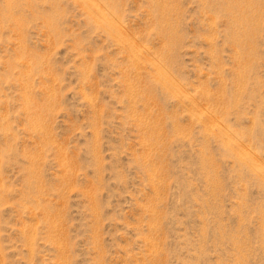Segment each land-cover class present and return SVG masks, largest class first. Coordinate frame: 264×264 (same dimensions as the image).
Wrapping results in <instances>:
<instances>
[{
  "label": "rangeland",
  "instance_id": "obj_1",
  "mask_svg": "<svg viewBox=\"0 0 264 264\" xmlns=\"http://www.w3.org/2000/svg\"><path fill=\"white\" fill-rule=\"evenodd\" d=\"M0 264H264V0H0Z\"/></svg>",
  "mask_w": 264,
  "mask_h": 264
},
{
  "label": "bare ground",
  "instance_id": "obj_2",
  "mask_svg": "<svg viewBox=\"0 0 264 264\" xmlns=\"http://www.w3.org/2000/svg\"><path fill=\"white\" fill-rule=\"evenodd\" d=\"M89 1H90V0H89ZM155 2H156V1H155ZM84 3H85V2H84ZM86 3H87V2H86ZM86 3H85V5H86ZM88 3H89V2H88ZM89 4H91V2H90ZM92 4H93L94 7L96 6V4H94L93 1H92ZM92 4H91V5H92ZM86 6H88V5H86ZM94 7H93L92 9H95V8H96V7H95V8H94ZM87 8L90 9L89 6H88ZM97 8H98L97 10H99V6H97ZM92 9H91V10H92ZM243 9H244V8H243ZM101 10H102V9H101ZM86 11H87V10H86ZM86 11H85V12H86ZM95 11H96V10H95ZM95 11H94V13H95ZM102 11H103V10H102ZM163 11H164V10H163ZM88 12H89V11H88ZM97 12H98V11H97ZM99 12H100V11H99ZM99 12H98V13H99ZM86 13H87V12H86ZM87 14H88V13H87ZM96 14H97V13H96ZM101 14H102V13H101ZM101 16H102V15H101ZM103 17H104V16H103ZM105 17H106V16H105ZM106 19H107V17H106ZM159 19H160V18H159ZM163 19L165 20V18H163ZM92 20H94V19H92ZM103 20H104V19H103ZM94 21H95V20H94ZM107 21H108V20H107ZM96 22H97V21H96ZM162 22H163V21H162ZM235 22H236V21H235ZM239 22H240V21H239ZM109 28H113V24H111V25L109 26ZM165 28H166V27H165ZM116 29H117V28H116ZM119 30H120V29H119ZM168 30H169V29H168ZM113 31H114V30H113ZM109 32H110V31H109ZM115 32H117V31H115ZM120 32H121V31H119L118 33H120ZM166 32H167V31H166ZM169 32H170V31H169ZM120 35L124 36L122 33H120ZM111 36H113V35H111ZM115 36H116V35H115ZM115 36H114V37H115ZM167 36H168V35H167ZM175 36H176V35H175ZM116 37H120V36H116ZM120 38L122 39V37H120ZM113 39H114V38H113ZM121 39H119V41H120ZM126 39H127V38H126ZM123 40H124V39H123ZM123 40H122V42H123ZM115 41H116V40H115ZM125 41H126V40H125ZM172 41H173V40H172ZM126 42H127V41H126ZM127 43H128V42H127ZM128 45H129V44H128ZM133 46H134V45H133ZM130 47H131V45L129 46V48H130ZM132 48L135 49L134 47H132ZM129 50H130V49H129ZM132 51H133V52L130 51V52H131V53H130L131 55H132V53L134 54V52H135L134 50H132ZM136 52H137V51H136ZM134 56H135V55H134ZM133 58H136V56L133 57ZM134 60H136V59H134ZM132 62H133V61H132ZM134 62H135V61H134ZM137 63H138V62H137ZM134 64H135V63H134ZM158 72H159V71H158ZM160 73H162V72H160ZM162 76H164V75H162ZM165 79H166V78H165ZM168 81H169V80H168ZM167 83H169V82H167ZM170 84H171V83H170ZM167 87H168V86H167Z\"/></svg>",
  "mask_w": 264,
  "mask_h": 264
}]
</instances>
